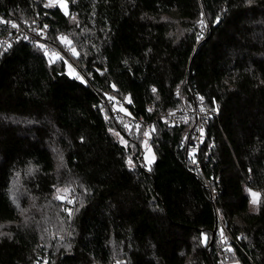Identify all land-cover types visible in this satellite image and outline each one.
<instances>
[{
	"label": "trees",
	"instance_id": "trees-1",
	"mask_svg": "<svg viewBox=\"0 0 264 264\" xmlns=\"http://www.w3.org/2000/svg\"><path fill=\"white\" fill-rule=\"evenodd\" d=\"M66 1L0 0V264H264V0ZM178 90L219 109L201 168Z\"/></svg>",
	"mask_w": 264,
	"mask_h": 264
},
{
	"label": "built area",
	"instance_id": "built-area-1",
	"mask_svg": "<svg viewBox=\"0 0 264 264\" xmlns=\"http://www.w3.org/2000/svg\"><path fill=\"white\" fill-rule=\"evenodd\" d=\"M46 26V27H45ZM49 38V25L42 24L35 20L28 26L19 27L10 37L13 44L19 43L21 40L39 43ZM46 53L49 58L57 59L61 54L54 50L50 44H46ZM193 94V93H192ZM176 95L179 98L180 106L167 117L172 125L180 126L182 124H190L191 131L188 136V150L186 159L197 168H201V152L205 139V132L209 122L219 116L217 106H209L204 97L199 94H193L189 97L183 96L178 90ZM111 103V100L108 102ZM113 114L117 115L118 111L113 106ZM133 125V122H131ZM217 197V193L213 192V198Z\"/></svg>",
	"mask_w": 264,
	"mask_h": 264
},
{
	"label": "rangeland",
	"instance_id": "rangeland-1",
	"mask_svg": "<svg viewBox=\"0 0 264 264\" xmlns=\"http://www.w3.org/2000/svg\"><path fill=\"white\" fill-rule=\"evenodd\" d=\"M47 5H49V0H47ZM51 6H58L64 13H68L69 9H68V2L66 0H52V4ZM68 50L70 49H65L64 48V53L65 55L61 52V51H57L59 54H61V58L65 60L66 65H67V73L71 76V77H78V72L77 70L72 66L71 63V59L70 56L73 54V51L70 50L69 52L71 53L70 55L66 54L68 53ZM143 164L145 167H147L148 169L151 168V166L153 165V163L156 161V153L155 150L152 146H150L146 141L143 143ZM249 194L251 196V204L254 207L259 199V194L253 190L249 191ZM253 194H257V195H253ZM255 201V202H254ZM226 257V256H225ZM229 258L227 257L226 262ZM226 264H237V263H226Z\"/></svg>",
	"mask_w": 264,
	"mask_h": 264
},
{
	"label": "snow or ice",
	"instance_id": "snow-or-ice-1",
	"mask_svg": "<svg viewBox=\"0 0 264 264\" xmlns=\"http://www.w3.org/2000/svg\"><path fill=\"white\" fill-rule=\"evenodd\" d=\"M51 4H52V0H49V5H46V6H51ZM0 23H8L7 21H3V20H0ZM201 23H203V21H201ZM13 28H18L19 26L17 25V24H15V23H13L12 25H11ZM46 27V26H45ZM63 40H65L66 41V38H62ZM67 42V41H66ZM70 43V42H69ZM74 51V50H73ZM254 196L255 195H257V194H253ZM255 202V201H254Z\"/></svg>",
	"mask_w": 264,
	"mask_h": 264
}]
</instances>
